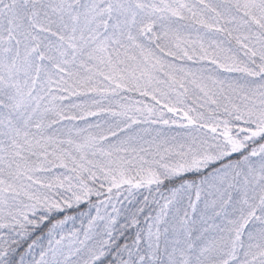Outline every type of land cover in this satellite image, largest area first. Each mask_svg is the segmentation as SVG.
Returning <instances> with one entry per match:
<instances>
[{
	"label": "snow or ice",
	"instance_id": "snow-or-ice-1",
	"mask_svg": "<svg viewBox=\"0 0 264 264\" xmlns=\"http://www.w3.org/2000/svg\"><path fill=\"white\" fill-rule=\"evenodd\" d=\"M0 264H264V0H0Z\"/></svg>",
	"mask_w": 264,
	"mask_h": 264
}]
</instances>
